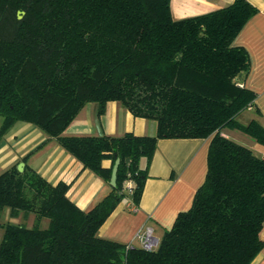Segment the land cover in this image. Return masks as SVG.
Returning a JSON list of instances; mask_svg holds the SVG:
<instances>
[{"label":"trees","instance_id":"16d2710c","mask_svg":"<svg viewBox=\"0 0 264 264\" xmlns=\"http://www.w3.org/2000/svg\"><path fill=\"white\" fill-rule=\"evenodd\" d=\"M169 3L0 0V137L29 122L106 183L118 160L115 184L86 210L68 183L28 164L0 172V217L32 215L29 226L0 219V264H249L264 248V157L222 133L238 129L264 144L256 117L238 119L256 95L243 84L248 53L233 44L257 8L233 0L175 19ZM108 101L155 120L156 133H65L86 103L102 114ZM159 138L209 139L190 207L150 250L100 236L126 189L139 202Z\"/></svg>","mask_w":264,"mask_h":264},{"label":"crops","instance_id":"0c3cea01","mask_svg":"<svg viewBox=\"0 0 264 264\" xmlns=\"http://www.w3.org/2000/svg\"><path fill=\"white\" fill-rule=\"evenodd\" d=\"M233 0H170L171 15L175 19L206 13L231 3ZM257 8L233 39L248 53L250 68L243 80L245 87L255 92L254 105L241 115L244 123L256 117L264 125V0H247ZM97 103L88 102L66 127V134L154 135L156 122L136 117L117 101H108L102 114ZM258 114H255V110ZM222 133L239 142L261 157L264 144L256 142L238 129L225 128ZM208 138H159L148 166L139 202L125 197L116 205L98 229L104 238L139 246L136 233L150 226L158 242L169 229L180 211L187 210L193 194L202 184L207 169ZM28 155L26 161L22 158ZM23 162L35 169L49 182L69 184L67 195L81 209L90 208L110 190L106 183L62 148L55 139L47 138L38 127L16 121L0 137V172ZM102 165L109 167V159ZM128 186V185H127ZM264 239V226L260 231ZM249 264H264V248Z\"/></svg>","mask_w":264,"mask_h":264},{"label":"built area","instance_id":"2783aa9c","mask_svg":"<svg viewBox=\"0 0 264 264\" xmlns=\"http://www.w3.org/2000/svg\"><path fill=\"white\" fill-rule=\"evenodd\" d=\"M136 239L139 242V245L146 249L150 250L157 246L158 240L152 233V228L150 226H143L137 233Z\"/></svg>","mask_w":264,"mask_h":264},{"label":"rangeland","instance_id":"374dc122","mask_svg":"<svg viewBox=\"0 0 264 264\" xmlns=\"http://www.w3.org/2000/svg\"><path fill=\"white\" fill-rule=\"evenodd\" d=\"M238 119H239V121L243 122L244 121V116L241 115V116H239ZM0 123H1V117H0ZM0 219L1 220H4V221H6V220H12L14 222H22V223H25L28 226L32 224V215H29V216H27L25 218H23L22 216H19V217L15 218V219H10L8 217V214H7V210L6 209L2 212ZM46 221L47 220L44 219L41 222V226H45L46 225ZM1 234H2V229L0 228V238H1Z\"/></svg>","mask_w":264,"mask_h":264},{"label":"water","instance_id":"95a60500","mask_svg":"<svg viewBox=\"0 0 264 264\" xmlns=\"http://www.w3.org/2000/svg\"><path fill=\"white\" fill-rule=\"evenodd\" d=\"M117 165H118V160L115 161V163H114V165L112 167V174H111V179H110V184L111 185L115 184ZM16 168H17V170L22 171L23 168H24V163L23 162H19L16 165Z\"/></svg>","mask_w":264,"mask_h":264}]
</instances>
